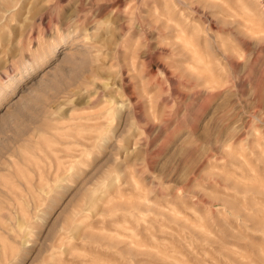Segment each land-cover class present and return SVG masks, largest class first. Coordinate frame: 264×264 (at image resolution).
<instances>
[{
  "label": "rangeland",
  "instance_id": "obj_1",
  "mask_svg": "<svg viewBox=\"0 0 264 264\" xmlns=\"http://www.w3.org/2000/svg\"><path fill=\"white\" fill-rule=\"evenodd\" d=\"M0 264H264V0H0Z\"/></svg>",
  "mask_w": 264,
  "mask_h": 264
}]
</instances>
